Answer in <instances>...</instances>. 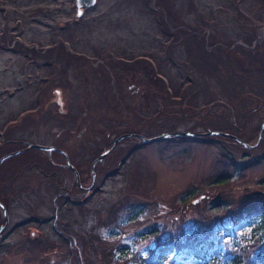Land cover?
<instances>
[{
	"label": "rangeland",
	"instance_id": "rangeland-1",
	"mask_svg": "<svg viewBox=\"0 0 264 264\" xmlns=\"http://www.w3.org/2000/svg\"><path fill=\"white\" fill-rule=\"evenodd\" d=\"M263 42L264 0H0V160L57 151L1 166L0 264H264V139L139 138L255 146Z\"/></svg>",
	"mask_w": 264,
	"mask_h": 264
},
{
	"label": "trees",
	"instance_id": "trees-1",
	"mask_svg": "<svg viewBox=\"0 0 264 264\" xmlns=\"http://www.w3.org/2000/svg\"><path fill=\"white\" fill-rule=\"evenodd\" d=\"M247 41V40H246ZM260 47H256L255 48V51H250V50H244L242 47L240 48V49H238V50H236V51H238V52H236V51H232V52H230L231 54H226V57L224 58V57H222L221 56V58H224V61L227 63V65H228V67L231 69L232 68V63H231V60H230V58L229 57H235V58H242L243 59V53H247L246 55L248 56V58H249V60L251 61V59H256V60H259L260 61V63H262V67L264 68V56L261 54V52H260ZM263 49H264V42H263ZM242 51H243V53H242ZM264 51V50H263ZM223 52V51H222ZM241 53V54H240ZM252 53H254L255 54V56H253L252 55ZM208 55V56H207ZM206 55V57H204V63H206V62H211L212 64H213V66H215V68H216V70H217V72H221L224 68H225V63H224V61L222 60V62H223V65H218V63H220L219 61H220V59L221 58H217V60L215 61V64H214V60H213V57H211V55L208 53ZM217 57V56H216ZM227 57H228V59H227ZM253 65V64H252ZM228 67H227V69H228ZM239 67H241V65L239 66ZM249 68H251V66H249ZM229 76V78H232L231 76H230V74L228 75ZM216 82H217V84L219 85V86H221V88H223V84H224V82H223V80H222V77H220V76H218L217 75V77H216ZM160 81V80H159ZM169 94L166 92V101L168 100V98H169ZM173 99V98H172ZM169 100V101H175V100ZM214 106V104H210L209 105V107L211 108V107H213ZM171 107H177V106H174L173 104H171ZM226 107L227 108H229V106H227L226 105ZM208 107H203L202 108V111L204 110V109H207ZM170 110V109H169ZM199 110V109H198ZM200 111V110H199ZM169 115V114H168ZM165 115H164V113L163 112H161V110H158L157 112H155L154 114H153V116L150 118V119H148L149 121H152V120H158V119H160V118H163ZM236 121H233L232 122V124H234ZM262 126V125H261ZM260 126V127H261ZM233 127V126H232ZM234 127H236V129H239L236 125H234ZM240 130V129H239ZM261 131V130H260ZM176 132V131H175ZM133 134V133H132ZM171 134H173V133H171ZM150 136V138L151 139H153L154 137H156V136H154V135H149ZM196 138H204V137H196ZM205 139L207 140V142L209 143V144H213L216 140L217 141H219V145H222V146H224L225 144H227V142H221V141H224L225 139H227V141H231V139H229V138H224V137H220V136H216V137H205ZM234 142V141H233ZM18 145L19 144H21V143H19V142H16ZM16 143H14V142H11L10 144L11 145H14V144H16ZM7 144H9V143H5V144H1L0 146L3 148V147H5ZM9 144V145H10ZM143 145H146V143H144L143 142ZM108 147H110V146H108ZM108 147H106L107 149H108ZM106 150V149H105ZM105 150H102L101 151V154L99 155V157L102 155V153L105 151ZM224 152L226 151L225 150V146L223 147V149H222ZM22 154H24V153H22ZM21 154V155H22ZM18 156H20V155H18ZM17 157V156H16ZM14 158V157H13ZM11 159V158H10ZM7 161H9V159L8 160H6L4 163H6ZM4 163H2L1 164V166L2 165H4ZM1 166H0V170H1ZM219 182H221L220 180H219ZM12 199V198H11ZM1 201V200H0ZM9 201H10V199H9ZM9 201H6L7 202V205H5V207L7 208V210H8V203H9ZM2 202V201H1ZM3 203V202H2ZM249 213H248V215H250V213H251V211L249 210L248 211ZM262 232V231H261ZM264 232V231H263ZM193 251V250H192ZM194 253V252H193ZM254 255H255V257H263V259H264V248H262V250H257V251H255V253H254ZM193 257H194V259L197 261V263L198 264H217L220 260H219V258L218 257H212L211 259L210 258H207L206 257V254L204 253H201L200 254V252H195L193 255H192ZM241 258H243L242 256H240V255H238V254H235L234 253V255H233V259H232V264H244V261L243 260H241ZM247 261H248V264H255V261L254 260H250L249 258H247Z\"/></svg>",
	"mask_w": 264,
	"mask_h": 264
},
{
	"label": "water",
	"instance_id": "water-1",
	"mask_svg": "<svg viewBox=\"0 0 264 264\" xmlns=\"http://www.w3.org/2000/svg\"><path fill=\"white\" fill-rule=\"evenodd\" d=\"M97 4V0H76V7H77V16L78 18H81V16L84 13V10L86 9H91L93 7H95ZM216 137V136H220V137H224V138H229V139H233L235 141H237L238 143H240L241 145H243L245 148L247 149H253L258 147L261 142L264 139V123L261 126V132H260V136H259V140L258 143L255 146H250L242 141H240L238 138L233 137L232 135H227V134H223L220 132H210L207 134H193V133H173V134H165V135H161L158 137H155L153 139H146L144 137L139 136V138L146 144L152 142V141H158V140H163V139H167V138H171V137H177V138H196V137ZM128 137H132V135H125V136H121L120 138H118L113 147L111 149H108L106 151H104L102 153V155L95 161V163L93 164V169L92 172H94V169L96 167L97 164H99L100 162H102L106 157H108V155L115 149V147L123 140L126 139ZM30 150H40L43 152H48L51 153L53 151H56V149L54 147H47V146H41V145H29L28 148L26 150L23 151H19L13 154H10L6 157H4L3 159L0 160V166L2 163H4L6 160L16 157L18 155H21L22 153H25L27 151ZM69 168L75 169L74 167H72L70 164L68 165ZM76 173V176L78 178V185L80 186V179H79V174L76 170H74ZM0 209L2 210L4 216L6 217V220L8 219V212L7 209L5 208V206L0 202ZM4 230V228H2L0 230V234L1 232Z\"/></svg>",
	"mask_w": 264,
	"mask_h": 264
},
{
	"label": "flooded vegetation",
	"instance_id": "flooded-vegetation-1",
	"mask_svg": "<svg viewBox=\"0 0 264 264\" xmlns=\"http://www.w3.org/2000/svg\"><path fill=\"white\" fill-rule=\"evenodd\" d=\"M57 152V151H56ZM66 153V152H65ZM67 154V153H66ZM62 156H64L65 157V155L64 154H62ZM67 161V160H66Z\"/></svg>",
	"mask_w": 264,
	"mask_h": 264
}]
</instances>
